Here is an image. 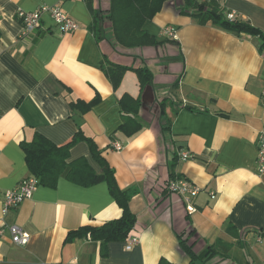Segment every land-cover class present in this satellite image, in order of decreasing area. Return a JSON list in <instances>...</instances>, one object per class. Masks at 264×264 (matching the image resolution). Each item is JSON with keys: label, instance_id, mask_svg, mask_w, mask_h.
I'll return each mask as SVG.
<instances>
[{"label": "crops", "instance_id": "obj_1", "mask_svg": "<svg viewBox=\"0 0 264 264\" xmlns=\"http://www.w3.org/2000/svg\"><path fill=\"white\" fill-rule=\"evenodd\" d=\"M216 1L226 16L235 14L264 34V0ZM183 4H166L145 24L159 46L125 49L107 20L104 37H96L84 0H0V264H189L180 236L197 256L215 248L196 264H264L257 140L264 130L262 40L201 26L180 13ZM45 6H60L80 28L63 34L45 13L42 29L23 35L18 12ZM94 6L106 13L110 0ZM168 26L176 28L177 40L164 35ZM107 61L146 66L154 82L141 92L130 71L115 91L103 71ZM124 94L142 102V130L132 137L120 131ZM97 96L90 111L71 107ZM80 129L103 152L118 186L137 190L130 202L137 222L124 241L103 244L88 235L66 241L70 232L122 216L107 183L82 186L62 177L56 188L39 185L31 199L3 216L6 192L30 177L21 143L40 134L63 146ZM80 158L102 173L84 141L71 149L68 162ZM172 172L200 189L191 203L166 189ZM11 225L30 234L26 246L12 242ZM129 237L137 240L131 250Z\"/></svg>", "mask_w": 264, "mask_h": 264}, {"label": "trees", "instance_id": "obj_2", "mask_svg": "<svg viewBox=\"0 0 264 264\" xmlns=\"http://www.w3.org/2000/svg\"><path fill=\"white\" fill-rule=\"evenodd\" d=\"M93 17L92 31L96 37L101 40L105 35L106 20L111 23L113 37L118 45L125 49L153 48L161 43L144 26L148 21H152L162 12L166 4L174 0H110V8L105 13L94 6L95 0H84ZM183 7L179 10L182 15H189L199 25L208 24L218 25L228 31L235 33H246L258 36L262 40L264 47V34L253 26L228 20L225 10L216 0H183ZM107 68H103L106 77L109 79L115 91H118L124 80L126 73L133 71L138 78L141 92L154 82L152 72L145 67H133L122 64H116L107 61ZM100 102L97 96L90 103L81 105L71 103L74 109L83 108L84 112L90 111ZM167 100L161 103L162 112L165 114ZM121 113L123 125L120 131L128 137H132L142 130V125L137 116L142 107L140 98H134L129 94H124L120 98ZM80 141L89 145L93 159L102 169L101 174H97L89 164L86 158H80L69 163L71 149ZM21 148L25 153L26 163L30 172V177L39 180V185L50 188H56L60 178L64 177L70 182L82 185L93 186L98 183H107L111 195L116 200L122 210V216L119 219L110 221L101 227H82L74 232H70L67 242L76 238L89 236L95 240L106 244L108 242L124 241L132 232L137 222L136 215L130 209V202L137 194V190H122L116 181L115 170L110 166L103 156L93 138L84 135L80 129L73 140L66 145L57 146L44 136L37 134L31 142L24 141ZM170 178L175 180L177 177L172 172ZM181 247L190 258L189 264H196L198 261L208 259L210 253L216 250L209 247L208 250L200 256L193 251V246L188 244V240H183L180 236ZM159 264H170L162 259Z\"/></svg>", "mask_w": 264, "mask_h": 264}, {"label": "built area", "instance_id": "obj_3", "mask_svg": "<svg viewBox=\"0 0 264 264\" xmlns=\"http://www.w3.org/2000/svg\"><path fill=\"white\" fill-rule=\"evenodd\" d=\"M47 13L51 16L58 30L63 33H73L77 31L80 26L76 23L60 6H45L37 11L26 12L19 11L18 18L22 22L23 26V35L31 34L37 30L42 29V18L43 15ZM228 20L233 22L236 20L235 14H229L227 16ZM164 35L170 39L177 40V30L174 26H168L163 31ZM263 105H264V92L262 97ZM258 165L260 174L264 175V130H262L258 134ZM115 147L118 151L123 149V146L120 144H116ZM190 155L185 152L182 153V159L188 160ZM39 180L34 177H27L24 179L16 189L9 190L5 194L4 200V208H3V216H5L9 210L19 207L24 201L32 198L34 192L38 189ZM168 190L171 193H177L180 195H184L188 203H191V200L195 198L200 189L193 185L189 180L185 178H179L176 180H172L168 183ZM190 210H194L193 206L189 204ZM1 226V225H0ZM9 232L11 234L12 242L19 246H26L31 236L28 232L24 231L18 225L9 226ZM129 245L127 247L128 250L132 249L133 244L137 242V240L133 237H129Z\"/></svg>", "mask_w": 264, "mask_h": 264}, {"label": "rangeland", "instance_id": "obj_4", "mask_svg": "<svg viewBox=\"0 0 264 264\" xmlns=\"http://www.w3.org/2000/svg\"><path fill=\"white\" fill-rule=\"evenodd\" d=\"M116 144H119V143H116ZM116 144H114L113 147H114V149H115L116 151H118L117 148L115 147ZM120 145H121V144H120ZM168 183H169V182H168ZM167 187H168V184H167V186H166V189L168 190ZM168 191H169V190H168ZM169 192H170V191H169Z\"/></svg>", "mask_w": 264, "mask_h": 264}]
</instances>
